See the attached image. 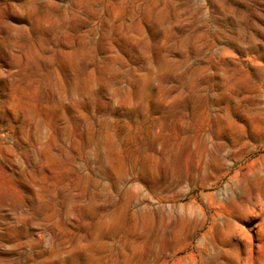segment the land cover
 I'll use <instances>...</instances> for the list:
<instances>
[{"label": "rangeland", "instance_id": "obj_1", "mask_svg": "<svg viewBox=\"0 0 264 264\" xmlns=\"http://www.w3.org/2000/svg\"><path fill=\"white\" fill-rule=\"evenodd\" d=\"M0 264H264V0H0Z\"/></svg>", "mask_w": 264, "mask_h": 264}]
</instances>
